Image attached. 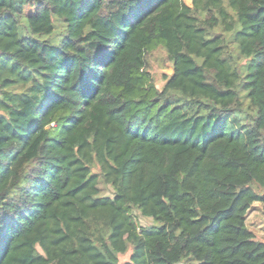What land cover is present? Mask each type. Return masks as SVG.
I'll use <instances>...</instances> for the list:
<instances>
[{"label": "trees", "instance_id": "1", "mask_svg": "<svg viewBox=\"0 0 264 264\" xmlns=\"http://www.w3.org/2000/svg\"><path fill=\"white\" fill-rule=\"evenodd\" d=\"M254 202L264 0H0V264H264Z\"/></svg>", "mask_w": 264, "mask_h": 264}, {"label": "rangeland", "instance_id": "2", "mask_svg": "<svg viewBox=\"0 0 264 264\" xmlns=\"http://www.w3.org/2000/svg\"><path fill=\"white\" fill-rule=\"evenodd\" d=\"M188 1V0H187ZM245 61H241L240 64H244ZM148 68L151 72L155 85L161 88L164 83V76H169L171 73V64L166 58V53L162 48H157L150 52L148 56ZM101 195L112 196L113 190L110 186L100 184ZM132 215L138 226L152 225L154 222L151 218L143 217L136 209L132 210ZM246 226L252 231L256 240L264 241V210L259 202H254L246 213ZM130 251L124 255L119 256V263L122 264L128 259ZM197 261L182 260L175 264H197Z\"/></svg>", "mask_w": 264, "mask_h": 264}]
</instances>
